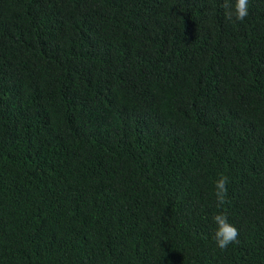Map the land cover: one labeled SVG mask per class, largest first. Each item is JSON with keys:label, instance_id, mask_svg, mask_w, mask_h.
I'll list each match as a JSON object with an SVG mask.
<instances>
[{"label": "trees", "instance_id": "16d2710c", "mask_svg": "<svg viewBox=\"0 0 264 264\" xmlns=\"http://www.w3.org/2000/svg\"><path fill=\"white\" fill-rule=\"evenodd\" d=\"M224 3L0 0V264H264V0Z\"/></svg>", "mask_w": 264, "mask_h": 264}, {"label": "clouds", "instance_id": "9594fccd", "mask_svg": "<svg viewBox=\"0 0 264 264\" xmlns=\"http://www.w3.org/2000/svg\"><path fill=\"white\" fill-rule=\"evenodd\" d=\"M224 7L225 18L229 21L234 17L236 21L243 22L249 14V0H234V2L225 0ZM228 183L229 177L224 174H220L215 180L214 196L218 208L227 203ZM212 219L217 225L214 239L220 249H226L228 245L238 242L239 231L228 221L225 212L221 211L215 214Z\"/></svg>", "mask_w": 264, "mask_h": 264}]
</instances>
